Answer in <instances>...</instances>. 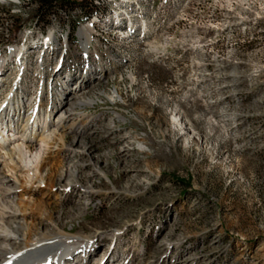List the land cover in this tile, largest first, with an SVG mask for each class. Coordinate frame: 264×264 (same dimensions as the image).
<instances>
[{"label":"rangeland","instance_id":"obj_1","mask_svg":"<svg viewBox=\"0 0 264 264\" xmlns=\"http://www.w3.org/2000/svg\"><path fill=\"white\" fill-rule=\"evenodd\" d=\"M85 71L96 105L53 143L48 187L16 193L82 248L64 264H264V0H0L1 107L44 115Z\"/></svg>","mask_w":264,"mask_h":264},{"label":"bare ground","instance_id":"obj_2","mask_svg":"<svg viewBox=\"0 0 264 264\" xmlns=\"http://www.w3.org/2000/svg\"><path fill=\"white\" fill-rule=\"evenodd\" d=\"M80 38L83 39L82 47L87 50L91 44L89 35L81 32ZM51 41L53 37L48 36L45 41L47 46H52ZM45 45L39 52L41 56L51 50V47L45 49ZM17 55L20 56L21 51ZM90 76L91 71H85L84 78L74 89L67 88L64 83L66 88L61 102L44 115L40 112V105L33 108L35 113L31 116L25 115L24 102L11 106L0 105V264H64L74 254H83L79 251L82 249L80 247L71 248L59 244L55 236H50L53 232L47 229H43L39 235L35 225L27 223L29 211L37 212L45 225L51 223L35 201H23L16 193H36L48 187V173L53 166H47L46 160L53 143L64 144L63 133L72 130L67 124L77 106L96 105V101L92 99H79V94L90 82ZM53 112L51 116L50 113ZM116 119L121 121L123 117L116 115ZM73 131L81 133L80 130ZM69 187L68 185L65 189L68 190ZM85 193L89 194L87 191ZM91 264L127 263H121L119 259L100 261L96 258Z\"/></svg>","mask_w":264,"mask_h":264},{"label":"trees","instance_id":"obj_3","mask_svg":"<svg viewBox=\"0 0 264 264\" xmlns=\"http://www.w3.org/2000/svg\"><path fill=\"white\" fill-rule=\"evenodd\" d=\"M40 4V8H50L53 4L56 3V0H35Z\"/></svg>","mask_w":264,"mask_h":264}]
</instances>
